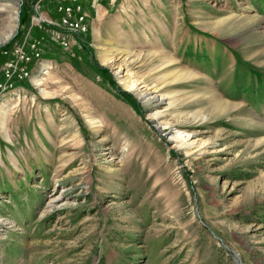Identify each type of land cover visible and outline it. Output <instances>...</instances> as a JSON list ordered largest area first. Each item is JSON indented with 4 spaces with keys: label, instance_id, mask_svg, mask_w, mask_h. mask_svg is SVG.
<instances>
[{
    "label": "rangeland",
    "instance_id": "374dc122",
    "mask_svg": "<svg viewBox=\"0 0 264 264\" xmlns=\"http://www.w3.org/2000/svg\"><path fill=\"white\" fill-rule=\"evenodd\" d=\"M9 1L0 68L42 55L0 91V264H264V0H81L67 47L56 0Z\"/></svg>",
    "mask_w": 264,
    "mask_h": 264
},
{
    "label": "built area",
    "instance_id": "2783aa9c",
    "mask_svg": "<svg viewBox=\"0 0 264 264\" xmlns=\"http://www.w3.org/2000/svg\"><path fill=\"white\" fill-rule=\"evenodd\" d=\"M55 13L57 19L51 21L49 25L54 26L57 31H53L54 39L59 42L60 45L67 47L70 36H82L89 31L88 15L82 6H76L74 4L80 3V0H56ZM31 44V55L22 51L21 47H18L12 53L11 58L6 60L5 64L0 68V91L6 92L14 88L13 82H24L27 80L31 72L28 69V64L31 63L32 58L40 59L41 50L35 44ZM9 56L10 54L7 53ZM40 72L44 75L48 69L45 66L40 67Z\"/></svg>",
    "mask_w": 264,
    "mask_h": 264
},
{
    "label": "bare ground",
    "instance_id": "6f19581e",
    "mask_svg": "<svg viewBox=\"0 0 264 264\" xmlns=\"http://www.w3.org/2000/svg\"><path fill=\"white\" fill-rule=\"evenodd\" d=\"M16 1H19V0H16ZM9 2H14V0L13 1L10 0ZM74 5H76V6H82L83 7V5L81 3V0H80V3L74 4ZM245 10H249V8L246 7V9H244V11ZM14 19H15L16 24L12 27V30L10 32L11 34L14 31V29L17 28L16 25H17L18 18H17V14L16 13L14 15ZM227 21L228 20H225V21L223 20V21H221L219 23L220 24H224ZM216 28H218V26ZM11 34L0 35V44H2L3 42H6ZM104 63H105V65L107 67H109L110 69H112V71L114 72V74L116 76V79L119 81V83L121 84V86L124 89H126V90L132 92L133 94H135L136 97L141 101V103L144 106H150L152 104V101L155 98H157V94H156L157 93V90L156 89L148 88V86L145 85L146 83L145 84H140V83L136 82L135 80H133L130 77L131 75L130 76H127L126 74H123L124 73L123 72V66L119 63V61L115 57H113V58L110 57L109 60L104 61ZM47 74L48 73L46 72L45 75H47ZM182 78H183V76H182ZM161 100H163V99H161ZM214 102H216V101H214ZM233 108H235V107L232 106V105H230L227 102L222 101V102H217L214 105L213 110L215 112H217V113H226L229 110H232ZM155 117L158 119L160 116H159V114H157V115H155ZM91 121H92L91 123H94V120H91ZM165 126H167V124L165 125V123H164V127ZM157 127H158V129H164L163 128V125L162 126L161 125H157ZM171 134H170L171 135V139L170 140L173 141L174 143H176V145L179 148H182V149H185V150H187V149L191 150L193 144L190 143L191 138H189V135H187V134H185L184 132H181V131H175V133L174 132H171ZM59 200H61V199H59L57 197L56 198H53L51 200L50 204L52 203L51 205L53 206V204L59 202Z\"/></svg>",
    "mask_w": 264,
    "mask_h": 264
}]
</instances>
